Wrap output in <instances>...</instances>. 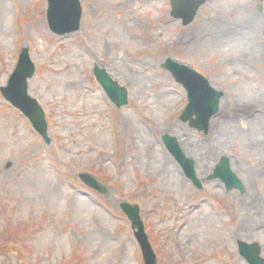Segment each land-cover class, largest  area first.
Returning a JSON list of instances; mask_svg holds the SVG:
<instances>
[{
  "label": "rangeland",
  "instance_id": "obj_1",
  "mask_svg": "<svg viewBox=\"0 0 264 264\" xmlns=\"http://www.w3.org/2000/svg\"><path fill=\"white\" fill-rule=\"evenodd\" d=\"M80 2V30L56 35L47 0H0V264H145L124 202L139 205L157 264H249L239 240L258 242L264 257V158L248 130L255 100L264 99V0H208L188 26L171 16L170 0ZM250 10L263 20L257 51L206 36L211 19ZM25 47L36 67L28 91L45 111L49 143L1 92ZM167 58L225 92L207 134L179 118L187 91L162 67ZM94 66L128 89V104L114 105ZM165 133L197 150L184 153L201 189L165 147ZM158 149L183 183L166 177ZM223 156L244 193L208 179ZM197 237L206 243L190 242Z\"/></svg>",
  "mask_w": 264,
  "mask_h": 264
},
{
  "label": "water",
  "instance_id": "obj_2",
  "mask_svg": "<svg viewBox=\"0 0 264 264\" xmlns=\"http://www.w3.org/2000/svg\"><path fill=\"white\" fill-rule=\"evenodd\" d=\"M206 1L170 0L171 15L174 18L182 19V24L187 26L194 21L199 8ZM47 3V21L51 31L57 35H65L80 29L83 15V7L80 0H47ZM163 67L170 71L188 92L189 102L180 119L184 122L189 120L191 127L198 129L200 132L208 133L211 118L220 109L221 98L225 94L224 91L215 89L209 79L195 69L178 63L171 58L166 59ZM34 73L35 65L30 58L29 49L23 48L18 65L11 75L8 85L2 87L1 91L7 100L29 117L34 127L49 143L51 139L47 135L48 124L45 119V113L37 100L28 93V79L33 77ZM94 74L118 108L128 103V90L113 80L105 69L95 67ZM163 142L170 153L182 165L186 175L197 187L202 188V183L196 175L195 161L183 153L177 138L164 134ZM80 177L90 187L101 193L105 192V186L93 175L84 173ZM208 179H220L225 183L228 191L239 189L242 193L245 192V186L231 169V163L227 156H223L220 159ZM121 208L132 222V227L142 249L145 264H157V256L141 219L140 207L124 202L121 204ZM239 245L241 255L250 264H264V258L261 256V246L257 242L248 244L240 241Z\"/></svg>",
  "mask_w": 264,
  "mask_h": 264
},
{
  "label": "bare ground",
  "instance_id": "obj_3",
  "mask_svg": "<svg viewBox=\"0 0 264 264\" xmlns=\"http://www.w3.org/2000/svg\"><path fill=\"white\" fill-rule=\"evenodd\" d=\"M131 17L127 18V20L121 21L124 26L127 28H132L131 20L134 19V14L136 13L135 10H130ZM263 23V20H261L260 16L256 13L252 12L251 10L248 11V14L243 18H238L235 20H217V19H211L210 22H207V26L205 28L206 36L211 39V41L215 42L218 46H234V45H240L241 43H244V49L247 52H254L259 49L258 43L256 41L257 37V29L258 26ZM255 107L256 110H252V118L249 120L248 124V130L250 131V138H251V147L258 155V157L264 158V99L261 100H255ZM177 127V125H174ZM180 146L182 150L185 153L192 152L193 153V147L187 142L180 143ZM194 153L198 155L197 150ZM156 154L162 155L161 162L166 164V174L168 178H174L179 184L183 183L182 179L179 177V170L174 167L173 163L169 158L165 156V153L158 149L156 151ZM49 185L51 186L50 190L52 193L53 190V182L51 185V182H49ZM255 216L252 217V220L254 221ZM255 226V225H254ZM256 228V227H255ZM254 229V227H253ZM236 237H233L232 240H235ZM190 242H196L197 245H204L206 241H201L198 237L194 240L190 238Z\"/></svg>",
  "mask_w": 264,
  "mask_h": 264
}]
</instances>
